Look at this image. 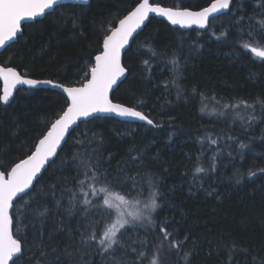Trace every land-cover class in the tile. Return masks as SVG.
<instances>
[{
	"label": "trees",
	"instance_id": "16d2710c",
	"mask_svg": "<svg viewBox=\"0 0 264 264\" xmlns=\"http://www.w3.org/2000/svg\"><path fill=\"white\" fill-rule=\"evenodd\" d=\"M211 1L153 0L195 9ZM233 1L205 31L151 18L135 37L123 59L128 75L112 98L140 110L153 125L97 116L73 130L34 187L14 204V235L26 238L31 249L26 264H111L96 247L111 222L95 207H106L101 188L143 206L159 193L153 225L143 228L136 221L123 236L129 243L144 242V264L161 244L157 223L177 233L175 240L188 237L179 253L168 251L165 242L157 264L264 261V58L244 47L264 46V0ZM137 2L61 3L24 24L22 35L1 52L0 63L31 78L82 85L102 50L105 30ZM66 101L50 87H21L10 103L0 101V165L10 170L30 155ZM97 161L110 176L122 171L127 188L93 181ZM70 204H77L72 215ZM85 207L88 214L80 211ZM82 232L96 233L97 240L82 245ZM41 240L43 247L32 246ZM185 251L187 261L181 259Z\"/></svg>",
	"mask_w": 264,
	"mask_h": 264
},
{
	"label": "snow or ice",
	"instance_id": "6c2138e0",
	"mask_svg": "<svg viewBox=\"0 0 264 264\" xmlns=\"http://www.w3.org/2000/svg\"><path fill=\"white\" fill-rule=\"evenodd\" d=\"M231 0H212L207 6L198 11H192L187 8L172 9L163 8L159 5L149 3V0H139L135 6L127 12V15L118 20L116 26L106 29L103 36V51L95 56V63L90 69V79H86L79 87H65L63 84H56L52 80L28 79L21 76L15 68L0 66V78L3 79V93L0 95V101L8 103L13 95V90L17 85L36 86L39 84H49L53 87L61 88L67 93V107L63 110L53 123H51L47 134L35 144V151L27 158L19 160L8 170L7 165H0L4 171H0V264H26L25 253L31 250L26 238L17 239L13 235L14 217L12 214L14 199H22L18 194L27 195L25 190L34 186V180H38V173L49 162V158L57 154V149L61 142L65 141L66 134L70 132V126L74 125L81 117H92L93 113L106 112L115 113L122 117H135L146 121L148 125L153 124L141 111L133 107H126L123 104L113 103L110 98V91L113 86H118V81L125 76L126 67L121 63V50L126 45H130V40L134 41L135 35H138V29L145 23L150 13H159L174 25H200L209 26L210 18L220 14L222 10L230 9ZM60 5V0H0V46H5L6 42H14L19 35H22V22L28 19L35 22L32 18H40L56 11ZM264 7V5H262ZM110 24L112 22H109ZM264 31V29H262ZM223 35V33L221 34ZM260 44V41L256 42ZM246 50H250L258 58H264V46H252L246 44ZM264 108V101L260 102ZM241 147H244L242 144ZM99 161L92 166L90 177L95 182L110 183L115 181L123 188H127L122 177L123 172H118L115 176H110L107 170H101ZM196 171L202 172L204 169L197 168ZM264 171V170H261ZM88 173H86L87 175ZM249 176L255 173L249 171ZM83 184V182H81ZM152 186H156L153 182ZM91 193L95 194L96 189L88 185ZM104 193L103 205L100 208L96 205V210L106 212L111 215L114 210L117 214V220L108 226L99 238L96 245L102 255L111 259V264H144L147 253L140 250L142 246L146 247L142 241H132L129 243L123 239L124 233L129 231L127 225L133 228L137 227L136 221L140 222V227L148 228L153 225L151 213L159 207L156 192L149 203H145L143 209H140V202L130 203L123 196L115 195L108 188H101ZM59 203V202H57ZM85 205H92L91 201L84 200ZM77 204H70L68 214L72 215L73 209ZM129 208L134 209L128 211ZM85 214L89 213L88 207L80 209ZM145 213H148L145 215ZM43 215V213H40ZM102 222V221H101ZM161 233V244L155 249V257L164 250V244L167 242L168 251H181V245L188 239L185 236L184 241L175 240L173 237L177 233L169 232L162 225L157 223ZM40 235H43L41 230ZM97 240V234L93 232L81 233L82 245L91 244ZM33 247H43V241L38 244L34 241ZM120 251L121 255L117 258L114 253ZM43 255V252L41 253ZM129 254L136 259H129ZM189 252L185 251L183 257L187 261ZM153 258L150 264H157V259ZM179 264V262H178ZM264 264V261L261 262Z\"/></svg>",
	"mask_w": 264,
	"mask_h": 264
},
{
	"label": "water",
	"instance_id": "95a60500",
	"mask_svg": "<svg viewBox=\"0 0 264 264\" xmlns=\"http://www.w3.org/2000/svg\"><path fill=\"white\" fill-rule=\"evenodd\" d=\"M90 2V0H60V4L61 3H79V4H88ZM212 2V1H211ZM210 2V3H211ZM149 3H151V4H153L154 6L155 5H159L160 7H163V8H172V9H184V8H187V9H189V10H192V11H198V10H200V9H202L203 7H207L210 3H208L207 5H205V6H203V7H201V8H198V9H195V8H190V7H172V6H165V5H162V4H160V3H156V2H153V0H149ZM233 4H234V1L233 0H231V3H230V9L232 8V6H233ZM230 9H225V10H222V12L220 13V14H217V15H215V17H218V16H220V15H223V14H226L227 12H229L230 11ZM125 15H127V14H125ZM124 15V16H125ZM44 17V16H43ZM43 17H40V18H43ZM40 18H32L34 21L35 20H37V19H40ZM123 18V17H122ZM121 18V19H122ZM151 18H157V19H162V20H165L166 22H168L171 26H173V27H176V28H181V29H183V30H189V29H192V28H196V29H199V30H201V31H205V30H207L208 29V27L209 26H207V27H201L200 25H196V24H193V25H179V24H177V25H174V24H172L168 19H167V17H165V16H163V15H161V14H159V13H150L149 14V17L147 18V20L145 21V23L141 26V29H138L137 31H138V34L141 32V31H143V29L145 28V26L148 24V22L150 21V19ZM211 19L212 18H210V21H211ZM210 21H209V24H210ZM28 22H32V21H30V20H28V19H25V21H23L22 22V33H23V26H24V24H26V23H28ZM118 23V22H117ZM18 36H20L19 34H18ZM137 35H135V37H136ZM18 38V37H17ZM17 38H16V40H17ZM15 40V41H16ZM132 42L133 41H131L130 40V45H126L125 46V49H122L121 50V63H122V65L123 66H125L124 65V62H123V59H124V55H125V53H126V51L130 48V46L132 45ZM12 42H6V45L5 46H0V54H1V52L6 48V46H8L9 44H11ZM101 51H103V44H102V50ZM94 63H95V59H94ZM94 65V64H93ZM0 66H3V67H12V66H5V65H2L1 63H0ZM12 68H14V67H12ZM127 69V68H126ZM17 70V69H16ZM17 72L21 75V76H23V77H25V78H28V79H35V78H31V77H29V76H24V75H22L18 70H17ZM127 75H128V69H127V71H126V73H125V76L124 77H121L120 78V80L118 81V86H116V85H114L113 86V89L110 91V93H109V95H110V98L112 99V101H113V103H118V104H123L124 106H126V107H131V106H128V105H126V104H124V103H120V102H118V101H115V100H113V98H112V95H113V93H114V91L119 87V85L126 79V77H127ZM91 77H89V79H90ZM36 80H39V79H36ZM0 81L2 82V93H3V87H4V84H3V79L2 78H0ZM41 81H43V80H41ZM54 83H56V82H54ZM56 84H61V83H56ZM79 86H81V85H76V86H68V85H65V87H79ZM21 87H27V88H38V87H50V88H53V89H56V90H59L60 92H62L63 94H65L66 96H67V93L66 92H64L63 91V89H61V88H57V87H53L52 85H49V84H39V85H36V86H28V85H17L16 86V88L13 90V95H12V97H10V101L8 102V103H10L11 101H12V99L14 98V96H15V94H16V91L19 89V88H21ZM137 111H140V110H138V109H136ZM97 116H101V117H105V116H108V117H113V118H116V119H118V120H121V121H126V122H138V123H146L147 124V122L146 121H143V120H140V119H138V118H135V117H122V116H119V115H117V114H115V113H106V112H98V113H93L92 114V117L91 118H89V117H81V118H79V120H77L76 121V123L74 124V125H72V126H70V132L68 133V134H66V138H65V141H62L61 142V146H59L58 147V149H57V154L54 156V157H51V158H49V162H46V164H45V166L41 169V172L40 173H38V177L40 178L41 176H42V174L45 172V170L49 167V165L51 164V162L57 157V155L59 154V152H60V150L62 149V147L64 146V144L66 143V141L68 140V138H69V136H70V134L73 132V130L75 129V128H77V126H79V124L81 123V122H83V121H88V120H90V119H93L94 117H97ZM150 119V118H149ZM153 125V124H152ZM48 131V130H47ZM47 134V132L45 133V135ZM43 138V137H42ZM41 138V139H42ZM38 143H39V141H38ZM37 143V144H38ZM34 151H35V149H34ZM31 155V154H30ZM27 158V157H26ZM25 159V158H24ZM18 163V162H17ZM14 166V165H13ZM0 171H2V170H0ZM10 171V170H9ZM36 182H37V180H34V185L36 184ZM34 186H32L29 190H25L27 193L33 188ZM18 196H24V194H18ZM18 199H14V204H15V202L17 201ZM13 207H14V205H13ZM13 235H14V232H13ZM14 237H15V235H14ZM16 238V237H15Z\"/></svg>",
	"mask_w": 264,
	"mask_h": 264
},
{
	"label": "rangeland",
	"instance_id": "374dc122",
	"mask_svg": "<svg viewBox=\"0 0 264 264\" xmlns=\"http://www.w3.org/2000/svg\"><path fill=\"white\" fill-rule=\"evenodd\" d=\"M116 195V194H115ZM119 196H122V195H119ZM124 197V196H123ZM124 199L125 200H127L125 197H124ZM127 201H129V200H127ZM137 202V201H136ZM140 202V201H139ZM132 203V202H131ZM133 203H135V202H133ZM144 206H143V204H142V202H140V209L141 208H143ZM134 209H132V208H129L128 209V211H133ZM110 217H111V222H110V225L113 223V222H115L116 220H117V214H116V212L114 211V210H112L111 211V215H110ZM128 226H131V225H127L126 227H128Z\"/></svg>",
	"mask_w": 264,
	"mask_h": 264
}]
</instances>
